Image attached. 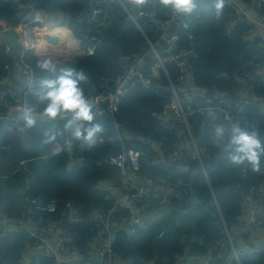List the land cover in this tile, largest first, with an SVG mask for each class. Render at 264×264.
I'll return each instance as SVG.
<instances>
[{
    "label": "built area",
    "instance_id": "2783aa9c",
    "mask_svg": "<svg viewBox=\"0 0 264 264\" xmlns=\"http://www.w3.org/2000/svg\"><path fill=\"white\" fill-rule=\"evenodd\" d=\"M12 1L19 19H0V50L6 58L0 67V126L20 143L32 137L19 118L21 110L29 105V96L45 79L26 59L28 52L54 61L94 54L102 47L100 26L109 23L105 15L112 2L122 7L126 18L148 44L142 53L121 51L117 57L120 71L102 78L97 90L86 95L96 114L111 116L121 148L105 158V162L114 167L115 174L99 182L107 204L93 205L88 212L94 224L85 250L81 251L75 245V233L71 229L74 223L84 220L79 207L56 196L45 199L35 194L31 191L30 176H25L16 181V196L21 204L18 211L8 212L0 208V242L8 233L20 229L28 230L32 239L20 250L16 264H34L43 257L52 258V264L79 261L85 264H132L130 257L114 247L117 230L123 229L131 235L173 213L172 195L185 198L187 203L193 202V195L181 176L151 172L145 165L158 164L159 154L165 156L171 167L189 171L188 158H196L197 167L209 182L206 160L211 155L199 144L200 137L193 132L190 118L195 113L203 117L200 132L213 133L217 125L230 128L236 123L249 131H256L264 144V128L258 127L257 120L242 114L249 105L264 113V92L260 90V86H264V0H223L224 31L232 41L238 61L231 71L223 70L219 74L229 80L225 87L199 85L193 74V61L197 56L194 26L207 11L215 8V0H198L197 7L190 14H178L160 4V0H146L139 6L129 0H89L88 8L81 9L74 17L77 24L85 23V31L76 34L72 25H61L69 32L65 37L55 36L47 30L52 28L48 20L51 13L39 6V0ZM146 25L154 32L153 39L147 35ZM7 28L15 32V43L5 33ZM50 36H55L56 41H50ZM134 87H143L164 96L162 109L151 111V115L162 127L176 128L172 147L149 137H141L142 142L147 140L145 146H125L124 141L131 136L115 115L122 97ZM35 107L36 124L30 129L45 128V132L50 131L56 138L44 154L18 158L11 171H0L1 180L19 170H29V163L37 158L65 152L66 171H71L84 160L82 155H75L65 146L69 137L64 130L65 120L41 118L39 113L44 105L38 103ZM223 146H227V137ZM1 147L8 152L13 141H7ZM236 165L242 179L247 180L251 175L257 179L244 185L235 183L236 190L242 195L230 221L223 218L212 192L211 203L216 206L222 236L205 243L202 255H193L190 253L191 243L203 244V241L191 235L186 238L182 249L173 254L171 264H184L194 257L203 261L193 264H243L241 258L244 254L264 249V156L259 171H254L247 162ZM162 185L169 190L160 188ZM176 211L182 213L181 208ZM55 213L59 214L57 218L52 216ZM164 232L165 227L160 228L157 237ZM149 263L158 264L154 260Z\"/></svg>",
    "mask_w": 264,
    "mask_h": 264
},
{
    "label": "trees",
    "instance_id": "16d2710c",
    "mask_svg": "<svg viewBox=\"0 0 264 264\" xmlns=\"http://www.w3.org/2000/svg\"><path fill=\"white\" fill-rule=\"evenodd\" d=\"M14 5L12 0H0V19H19ZM39 6L49 13L60 10L69 11L70 25L74 32L80 34L85 31V23L77 24L74 17L81 9L88 8L89 0H39ZM223 13L224 8L220 10L219 15L213 8L207 11L194 26L197 56L193 61V74L195 82L202 86H228L229 80L219 74L223 70L231 71L238 64L232 41L224 31ZM102 16L100 15V17ZM105 19L109 23L100 26L103 44L99 50L91 55L55 61L58 70L74 68L85 74L87 81L81 84L85 96L97 90L98 82L102 78H109L120 71L117 57L121 51L142 53L148 47L145 37L126 18L118 3L110 4ZM144 29L147 35L153 39L154 32L149 30L147 25ZM26 59L37 74L43 75L45 78H55V75L37 67V62L46 58L28 52ZM5 60V56L0 50V67ZM58 74L59 71L56 75ZM37 88L38 86L29 96V105L37 106L38 104L34 95ZM260 90L264 92V86H260ZM163 102L164 96L143 87H134L122 97L115 117L131 136L130 139L124 141L125 146L147 145V140L142 142L141 137L162 140L168 148L173 146L176 139V128L162 127L159 120L151 115V111L162 109ZM242 114L257 120L258 127L264 128V113L258 111L254 106H247L243 109ZM202 119V116L195 113L191 116L190 121L194 134L200 137L199 144L205 147L211 155V158L206 160L209 182L197 167L198 160L192 157L188 158L191 170L180 171L172 167L169 173L172 177L181 176L187 190L192 195H197L200 202L187 203L185 198L172 195L171 211L173 213L156 220L148 228L137 229L131 235L123 229L117 230L114 247L116 250L122 251L124 256L130 257L132 264H150L149 262L152 260L158 264H171L173 254L182 249L186 238L191 235L201 239L203 244L191 243L190 253L202 255L205 243L222 236V224L218 213L213 212L206 205L212 201V192L223 218L230 221L237 211L242 195L240 190H236L235 183L244 185L248 181L257 179L255 175H251L247 180L241 178L238 172L239 167L229 162L226 155L222 154V147L213 142V133L200 132ZM94 122L101 124L103 131L98 134L96 144L92 148L82 147L79 141L72 142L71 152L75 155H82L84 160L75 165L71 171H66L64 168L66 153L63 152L59 155L33 159L29 163V170H19L3 180L0 179V208L8 212H17L21 206L16 196V181L25 176H30L31 191L35 194H40L45 199L56 196L62 201L69 200L78 206L84 220L74 223L71 229L75 233L74 243L81 251L85 250L91 238V226L94 224L88 212L93 205L107 204L103 198V192L99 188V182L104 177L115 174L114 167L107 164L105 158L121 148L109 114H96ZM25 128L32 137L21 143L13 141L12 149L7 152L1 146L11 138L7 137L6 130L2 125L0 126V171L9 172L12 170V164L18 158L42 155L48 149L50 143L43 142L45 128ZM140 143L141 145H139ZM145 168L151 172H161L158 169V164L145 165ZM181 204H184L186 211L178 213L176 210L180 208ZM52 216L57 218L59 214L55 213ZM162 227H165V232L162 236L157 237V232ZM31 240L26 229L14 230L5 235L0 242V263L16 264L20 250L26 242ZM241 260L243 264H264V249L244 254ZM52 263V258L43 257L35 261L34 264ZM74 264L85 263L79 261Z\"/></svg>",
    "mask_w": 264,
    "mask_h": 264
},
{
    "label": "clouds",
    "instance_id": "9594fccd",
    "mask_svg": "<svg viewBox=\"0 0 264 264\" xmlns=\"http://www.w3.org/2000/svg\"><path fill=\"white\" fill-rule=\"evenodd\" d=\"M129 2L139 6L146 0H129ZM160 3L178 14H190L197 7L198 0H160ZM214 7L216 14L219 15L223 0H215ZM37 67L55 75L54 79H42L34 92L37 103L44 105L39 116L49 121L65 120L64 130L69 134L65 146L69 150L73 141L81 142L82 147H94L103 127L94 122L96 113L81 87V84L87 81L85 74L74 68L58 70L57 63L51 58L39 60ZM57 71H59L58 75H56ZM36 117L35 105H25L19 118L24 121L25 127L32 128L36 124ZM44 136V143H50L56 138L50 131L45 132ZM226 137L227 146L222 147V154L226 155L227 160L232 164L247 162L254 171H259L260 160L264 156V144L258 133L254 130H246L236 123L230 128L217 125L213 130V142L222 146Z\"/></svg>",
    "mask_w": 264,
    "mask_h": 264
},
{
    "label": "crops",
    "instance_id": "0c3cea01",
    "mask_svg": "<svg viewBox=\"0 0 264 264\" xmlns=\"http://www.w3.org/2000/svg\"><path fill=\"white\" fill-rule=\"evenodd\" d=\"M56 13H62V15L66 14L68 16V18L70 17V12L67 11V10H62V11L56 12ZM51 15H52V13H51ZM7 133H8V131H6V135H7V137L11 138L10 141H17L16 138L14 136H12V134L9 135V133L8 134ZM158 169L160 171L168 172V173H170V171L172 169L171 165L166 160L165 156L159 155V154H158ZM160 188H162V189H164L166 191L169 190V188L167 186H165V185L160 186ZM159 213H160V210L158 209V215H159ZM150 215H151V213L148 216H150ZM259 240H261V239H259ZM217 257L218 256H215V259H217ZM202 261H203L202 258L200 259L198 257H194V258H192L190 260H187L184 264H193L194 262H202Z\"/></svg>",
    "mask_w": 264,
    "mask_h": 264
},
{
    "label": "water",
    "instance_id": "95a60500",
    "mask_svg": "<svg viewBox=\"0 0 264 264\" xmlns=\"http://www.w3.org/2000/svg\"><path fill=\"white\" fill-rule=\"evenodd\" d=\"M5 33L8 34V35L11 37V40H12L14 43L17 41L16 34H15V32H14L12 29L7 28V29L5 30ZM49 40L52 41V42H54V41H56V37H55V36H50V37H49ZM245 129H246V130H249V128H245ZM262 141H264V139H262ZM192 199H193V202H194V203L200 202V198H199L197 195H193ZM206 205H207V207H208L210 210H212L213 212L216 211V206H215L213 203L208 202ZM180 208L182 209V212H185V211H186L185 208H184V204H181V205H180Z\"/></svg>",
    "mask_w": 264,
    "mask_h": 264
},
{
    "label": "rangeland",
    "instance_id": "374dc122",
    "mask_svg": "<svg viewBox=\"0 0 264 264\" xmlns=\"http://www.w3.org/2000/svg\"><path fill=\"white\" fill-rule=\"evenodd\" d=\"M48 20L50 21L51 27L58 26V28H60L61 25H66V24L69 25V24H71L70 17L68 18V16L66 14L65 15L63 14L62 15V13H52V15H50L48 17ZM59 61H62V59H60Z\"/></svg>",
    "mask_w": 264,
    "mask_h": 264
},
{
    "label": "bare ground",
    "instance_id": "6f19581e",
    "mask_svg": "<svg viewBox=\"0 0 264 264\" xmlns=\"http://www.w3.org/2000/svg\"><path fill=\"white\" fill-rule=\"evenodd\" d=\"M44 30H46V29H44ZM47 30L49 32H51V34H54L55 36H62V37L67 36L68 33H69L68 29L66 27H64V26H61L60 28H58V26H55V27H52V28H47Z\"/></svg>",
    "mask_w": 264,
    "mask_h": 264
}]
</instances>
